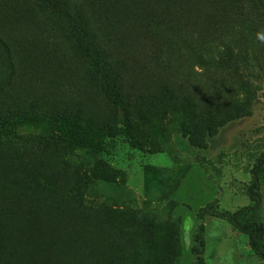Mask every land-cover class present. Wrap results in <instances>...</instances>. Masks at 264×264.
Listing matches in <instances>:
<instances>
[{
    "label": "rangeland",
    "instance_id": "1",
    "mask_svg": "<svg viewBox=\"0 0 264 264\" xmlns=\"http://www.w3.org/2000/svg\"><path fill=\"white\" fill-rule=\"evenodd\" d=\"M262 6L0 0V264H264Z\"/></svg>",
    "mask_w": 264,
    "mask_h": 264
},
{
    "label": "trees",
    "instance_id": "2",
    "mask_svg": "<svg viewBox=\"0 0 264 264\" xmlns=\"http://www.w3.org/2000/svg\"><path fill=\"white\" fill-rule=\"evenodd\" d=\"M264 19V6H262ZM116 126L127 128L130 125L127 108L119 96L114 99ZM69 127L67 122L61 123L60 128L66 130ZM254 183L249 188L248 194L251 203L248 207L242 208L238 212H224L222 216L239 232L249 237V244L254 254L264 262V228L260 222L259 213L261 210V199L259 191L261 188L260 179L264 176V153L257 158V162L252 170Z\"/></svg>",
    "mask_w": 264,
    "mask_h": 264
}]
</instances>
